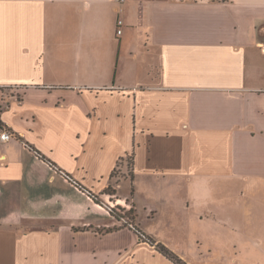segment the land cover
Returning <instances> with one entry per match:
<instances>
[{"label": "crops", "instance_id": "1", "mask_svg": "<svg viewBox=\"0 0 264 264\" xmlns=\"http://www.w3.org/2000/svg\"><path fill=\"white\" fill-rule=\"evenodd\" d=\"M0 110V264H264V0H0Z\"/></svg>", "mask_w": 264, "mask_h": 264}, {"label": "trees", "instance_id": "2", "mask_svg": "<svg viewBox=\"0 0 264 264\" xmlns=\"http://www.w3.org/2000/svg\"><path fill=\"white\" fill-rule=\"evenodd\" d=\"M0 113H1V110H0ZM0 126L2 128L4 126V124L1 121V117H0ZM44 159H46V158H44ZM129 159L132 160V162L129 165V172H130V178H131L132 183H133V181H134V169H133V159H134V156H133V154L130 155ZM46 160L49 161L48 159H46ZM115 175H116V171L112 174V177H115ZM104 194L111 196L112 199H113V196H116L117 195V191L115 189H112V187H110L106 191H104ZM134 194H135V189H134V186L132 185L131 196L133 197ZM94 200L97 203L101 204V202L99 201V199H98L97 196H94ZM114 209L115 208H112L110 210V213L112 214V216L116 217V219H118V220H122L121 217L116 216L114 214L115 213ZM133 221H135V216L132 218V222ZM132 222H129V223L133 225ZM134 229H135L136 233L138 234V236L140 237V239L143 242L148 243L149 245H151L152 247H154L160 254H162L163 256H165L166 258H168L169 260H171L175 264H188L184 259H182L178 254H176L174 251H172L170 248H168L165 244L157 242L152 237H150L148 234H146L145 232H143L140 229L139 226L138 227L137 226H134Z\"/></svg>", "mask_w": 264, "mask_h": 264}, {"label": "rangeland", "instance_id": "3", "mask_svg": "<svg viewBox=\"0 0 264 264\" xmlns=\"http://www.w3.org/2000/svg\"><path fill=\"white\" fill-rule=\"evenodd\" d=\"M132 162V160L131 159H129V158H126V159H124V161L122 162V163H120V165L122 164V165H126L127 167L130 165V163ZM121 171H120V168L118 167V169L116 170V175H115V177L119 180H121V179H123L122 177L123 176H125L127 179H130V172L128 171V173L127 174H125V175H121V173H120ZM130 184H129V181L128 182H123L122 183V188H121V194L122 195H125V194H129V191H130ZM113 189V188H112ZM117 192H118V190H116ZM109 196V195H108ZM117 196V195H116ZM115 196H113V198H114ZM98 199H99V201L102 203L103 202V200L100 198V197H98ZM107 199V201H110L109 199H110V197H108V198H106ZM111 201H113V199H112V197H111ZM128 201L130 202V204L133 202L132 200H131V197H129L128 198ZM115 209H114V211H115V215L116 216H119V217H121L122 218V221H125V222H127V223H129V222H132V218L135 216L136 217V214H135V210H134V208H124V207H122V206H115L114 207ZM112 209V208H111ZM132 209V210H131ZM116 218V217H115ZM136 219V218H135ZM121 221V220H120ZM151 237V236H150ZM155 240V239H154Z\"/></svg>", "mask_w": 264, "mask_h": 264}, {"label": "built area", "instance_id": "4", "mask_svg": "<svg viewBox=\"0 0 264 264\" xmlns=\"http://www.w3.org/2000/svg\"><path fill=\"white\" fill-rule=\"evenodd\" d=\"M129 0H119L120 3H127ZM118 25L121 27L123 25V21L119 20L118 21ZM118 35L122 34V30L118 29ZM0 139L2 142L7 143L12 141L13 139H15V135H13L12 133H10L7 130L2 131L1 135H0Z\"/></svg>", "mask_w": 264, "mask_h": 264}]
</instances>
